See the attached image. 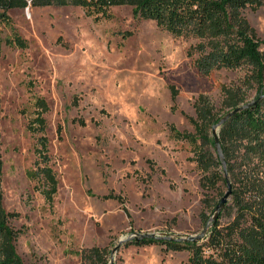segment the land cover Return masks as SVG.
<instances>
[{
    "label": "rangeland",
    "instance_id": "1",
    "mask_svg": "<svg viewBox=\"0 0 264 264\" xmlns=\"http://www.w3.org/2000/svg\"><path fill=\"white\" fill-rule=\"evenodd\" d=\"M244 14L264 38V0ZM10 15L28 46L4 44L0 60L2 189L6 211L19 214L12 225L23 231L16 246L24 261L84 264L82 251L101 247L110 264L112 249L130 235L200 233L202 213L213 215L203 173L195 147L174 139L170 127L194 132L189 118L200 95L225 115L223 87L242 85L250 70L200 74L189 54L198 39L139 19L131 6L113 8L110 20L76 6L30 5ZM255 96L253 88L248 100ZM38 98L49 105L45 134L58 179L51 204L33 176L39 135L29 125ZM226 192L221 185L209 195L219 202ZM189 256L160 244H125L113 264H187Z\"/></svg>",
    "mask_w": 264,
    "mask_h": 264
},
{
    "label": "trees",
    "instance_id": "2",
    "mask_svg": "<svg viewBox=\"0 0 264 264\" xmlns=\"http://www.w3.org/2000/svg\"><path fill=\"white\" fill-rule=\"evenodd\" d=\"M262 4L263 0H0V60L4 44L20 49L28 46L13 29L10 12L14 9H25L30 5L76 6L88 17L110 20L113 8L131 6L139 19L154 20L174 36L198 39L189 54L195 56V67L200 74L209 75L221 69L250 70L242 85L223 87L226 113L252 101L248 100V94L253 88L257 101L234 115L220 130V142L233 187L232 202L220 218L228 216L231 220L222 225L219 218L208 237L198 243L143 239L130 241L128 245L160 244L175 252L188 250L187 264H264V97L261 98L264 96V38L257 35L244 14L247 8L257 9ZM7 28L13 29L10 37L5 36ZM177 94L173 88L174 99ZM194 107L196 116L189 118L194 132H181L173 125L170 131L174 139L187 141L195 147L194 160L203 173L204 204L214 213L218 202L209 192L220 190L221 185L228 187L212 136L213 126L224 115L216 112L206 95H200ZM35 108V117L29 125V130L39 135L35 149L37 169L33 176L43 181L42 193L51 204L58 192V179L49 165V139L45 134V114L49 105L45 99L38 98ZM1 114L0 99V121ZM1 145L0 126V264H27L16 246L23 231L12 225V220L19 214L6 211L3 205ZM211 216L203 212L202 222L206 225ZM108 255V250L101 247L87 248L81 253L84 264H109Z\"/></svg>",
    "mask_w": 264,
    "mask_h": 264
},
{
    "label": "water",
    "instance_id": "3",
    "mask_svg": "<svg viewBox=\"0 0 264 264\" xmlns=\"http://www.w3.org/2000/svg\"><path fill=\"white\" fill-rule=\"evenodd\" d=\"M263 97L264 96H262L261 98H263ZM256 102L257 101L255 99H253L249 103H247L245 105H241V106L229 111L212 128V136H213L214 141H215V149H216V152L219 156L220 161L222 162L223 170H224L225 177H226V180L228 183V187H227V192L218 202L217 206L214 209L213 215L211 216L209 222L205 225L203 230L196 235H189V236H185V237L184 236H170L167 234H155V233H137V234L130 235L127 238L121 239L119 241V243L112 249L110 264H113L114 256L118 252V250L123 245H125L128 242L133 241V240L155 239V240H168V241H178V242H187V243L188 242L198 243V242H202L203 240H205L208 237V235L211 232V229L215 226V224L218 221V219L220 218L222 212L224 211V209L228 205V203L232 197V192H233V187H232V184H231L230 178H229L227 163H226L224 152H223L222 145L220 142V130L224 126V124L227 123L234 115H236L238 112H241L242 110H244L246 108H249L250 106L254 105Z\"/></svg>",
    "mask_w": 264,
    "mask_h": 264
}]
</instances>
